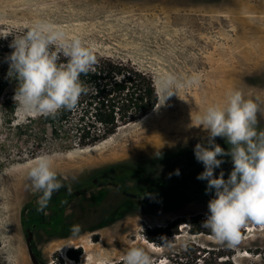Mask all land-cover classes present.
Returning <instances> with one entry per match:
<instances>
[{
    "label": "rangeland",
    "instance_id": "374dc122",
    "mask_svg": "<svg viewBox=\"0 0 264 264\" xmlns=\"http://www.w3.org/2000/svg\"><path fill=\"white\" fill-rule=\"evenodd\" d=\"M39 22L81 39L95 56L149 73L159 93L156 111L120 128L124 134L115 142L86 148L70 137L55 140L39 115L17 108L14 124H5L3 103L13 100L18 86L13 80L2 84L6 57L14 37ZM169 76L183 86H173L176 93L161 105V81ZM231 90L258 105L256 127L264 130V0H0V264H10L9 257L11 264H34L30 234L41 264H123L133 247L143 248L152 264H264V224L245 222L239 242L229 247L182 223L204 221L212 198L207 182L197 179L204 166L193 150L206 132L196 117L209 105H222ZM216 143L227 150L223 138ZM46 154L65 187L53 193L45 212H37L40 193L31 190L27 173ZM224 160L216 174L223 170L227 178L233 165L230 157ZM106 172L118 183L127 178L131 192L139 185L135 180L145 179L169 182V189L154 204L115 198L112 189L74 198L73 207L63 210L72 193ZM177 221L178 234H152ZM73 224L81 225L76 237ZM76 249H82L78 261L68 256Z\"/></svg>",
    "mask_w": 264,
    "mask_h": 264
},
{
    "label": "clouds",
    "instance_id": "9594fccd",
    "mask_svg": "<svg viewBox=\"0 0 264 264\" xmlns=\"http://www.w3.org/2000/svg\"><path fill=\"white\" fill-rule=\"evenodd\" d=\"M10 47L13 51L6 57L7 75L18 82L13 100L19 112L50 116L77 107L81 95L88 91L80 77L93 70L96 63L90 46L79 38L69 39L60 28L39 22L15 36ZM195 82L192 79L187 83ZM173 86L183 85L174 76L162 79L161 105L176 93ZM258 110V105L245 99L240 90H231L222 105H209L196 117V124L206 132L193 150L195 159L204 166L197 179L206 181L205 192L212 194L201 227L229 247L239 242V229L245 222L264 224V130L256 127ZM217 137L225 140L227 150L216 143ZM224 157H230L233 165L227 178L223 170L216 174L225 163ZM175 174H180L179 169ZM27 175L31 190L40 193L36 211L45 212L53 193L65 187L57 178L51 156L37 157ZM80 232L81 225L70 227L72 237ZM123 264L152 261L143 248L133 247L125 253Z\"/></svg>",
    "mask_w": 264,
    "mask_h": 264
},
{
    "label": "trees",
    "instance_id": "16d2710c",
    "mask_svg": "<svg viewBox=\"0 0 264 264\" xmlns=\"http://www.w3.org/2000/svg\"><path fill=\"white\" fill-rule=\"evenodd\" d=\"M65 60L61 57V62ZM8 70L9 66L4 67L2 84L13 80L18 85L15 79L8 77ZM80 80L88 91L81 95L74 110L61 109L55 115H39L55 140L70 137L80 148L103 142L120 128L145 118L159 104L154 78L132 63L96 56L93 70L82 74ZM15 110V101L6 99L2 109L5 124H14ZM33 121L30 119V123ZM202 222L190 217L182 223L193 227V234L211 236L210 230L201 229ZM180 224L181 221L171 223L167 230L158 229L152 234L156 238L178 234ZM81 254L82 249L68 251L74 261H78Z\"/></svg>",
    "mask_w": 264,
    "mask_h": 264
},
{
    "label": "flooded vegetation",
    "instance_id": "af4514ba",
    "mask_svg": "<svg viewBox=\"0 0 264 264\" xmlns=\"http://www.w3.org/2000/svg\"><path fill=\"white\" fill-rule=\"evenodd\" d=\"M117 180H119L118 176L113 175L111 172L103 173L93 180L91 186L84 187L82 190L77 191L74 194L72 193L69 202L64 205L63 210L65 208H68L70 210V208L73 207V204L71 202L74 198H82L85 195L99 196L103 193H107L108 190L112 189L115 198H122L124 200L128 199L140 205L154 204L155 201H161V198L164 197L165 191L168 192L169 189V182H161L158 184L157 179H145L142 180V182L135 180V182H137V184L139 183V185L136 190L131 192L128 191L127 187L125 186V182H127L126 180H128L127 178L124 179L122 183H118ZM104 183H107L106 185L108 186V188H105V186L103 185ZM146 184H148L147 187H145ZM95 188H97V190H95ZM178 193H180V191L174 194L178 195ZM75 207L78 210V205H76ZM63 210L60 211L59 215H62L64 213ZM33 227H35V225H33Z\"/></svg>",
    "mask_w": 264,
    "mask_h": 264
},
{
    "label": "water",
    "instance_id": "95a60500",
    "mask_svg": "<svg viewBox=\"0 0 264 264\" xmlns=\"http://www.w3.org/2000/svg\"><path fill=\"white\" fill-rule=\"evenodd\" d=\"M27 243H28V248H29V253H30V257L31 260L34 264H39V260L34 252L33 246H32V235L29 236V238L27 239Z\"/></svg>",
    "mask_w": 264,
    "mask_h": 264
},
{
    "label": "bare ground",
    "instance_id": "6f19581e",
    "mask_svg": "<svg viewBox=\"0 0 264 264\" xmlns=\"http://www.w3.org/2000/svg\"><path fill=\"white\" fill-rule=\"evenodd\" d=\"M158 108V105H157V107L155 108V110L154 111H156V109ZM150 115V114H149ZM149 115H147L145 118H143V119H141V121H145L146 120V118L149 116ZM132 125V124H131ZM127 126H129V125H127ZM126 128V127H125ZM121 130V129H120ZM118 131L116 134H114L113 136H111V138H109V139H106V140H104L103 141V143H105V144H107V143H113V142H115L116 140H118L121 136H123V131Z\"/></svg>",
    "mask_w": 264,
    "mask_h": 264
}]
</instances>
